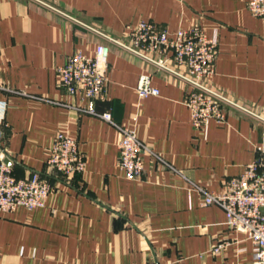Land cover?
I'll use <instances>...</instances> for the list:
<instances>
[{
    "label": "crops",
    "instance_id": "1",
    "mask_svg": "<svg viewBox=\"0 0 264 264\" xmlns=\"http://www.w3.org/2000/svg\"><path fill=\"white\" fill-rule=\"evenodd\" d=\"M248 0H0V144L17 178L38 172L54 186L45 205L0 212V264H252L251 241L226 225L223 209L202 204L196 186L222 192L264 137V21ZM140 20L169 34L199 25L216 31L215 72L207 83L250 110L196 129L187 86L111 46L99 112L59 85L56 68L75 51L93 56L105 40L127 41ZM182 71V68H179ZM159 94L139 100L141 74ZM117 125L136 130L156 154L139 180L118 166ZM76 138L85 170L61 178L46 164L58 130ZM226 242L220 252L211 248Z\"/></svg>",
    "mask_w": 264,
    "mask_h": 264
},
{
    "label": "built area",
    "instance_id": "2",
    "mask_svg": "<svg viewBox=\"0 0 264 264\" xmlns=\"http://www.w3.org/2000/svg\"><path fill=\"white\" fill-rule=\"evenodd\" d=\"M247 7L252 15L264 21V0H248ZM90 28L105 40L97 46L94 55L75 51L56 68L60 87L68 94L79 95L84 101L83 105L76 106L81 112L114 123L110 111L99 112L96 102L104 98L108 83V54L111 46H117L152 65L156 71L176 76L185 83L184 103L190 111L194 128H202L208 120L225 123L229 108L250 113L245 106L207 83L215 72L216 31L206 36L196 24L187 29L179 28L171 35L154 22L140 20L129 28L127 41H123ZM136 90L139 100L159 94L148 73L139 76ZM5 106L6 102L0 101V117ZM117 127L121 133L117 142L118 166L127 178L139 180L144 171V158L156 154L138 137L134 128L127 125ZM256 150L255 158L244 166L241 174L227 180L222 192L196 188L202 194V204L220 206L227 227L245 234L251 241L252 264H264V137ZM46 164L61 178L81 174L85 170V157L76 138L58 130L53 145L46 150ZM53 188L50 181L38 172L15 177L0 144V212H10L18 206L28 210L42 207ZM225 245L226 242L215 244L211 251L220 252Z\"/></svg>",
    "mask_w": 264,
    "mask_h": 264
}]
</instances>
